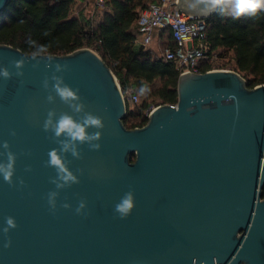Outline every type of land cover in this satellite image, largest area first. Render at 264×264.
<instances>
[{"label": "water", "instance_id": "water-1", "mask_svg": "<svg viewBox=\"0 0 264 264\" xmlns=\"http://www.w3.org/2000/svg\"><path fill=\"white\" fill-rule=\"evenodd\" d=\"M9 1L0 0V16ZM177 5L193 17L216 14ZM46 55L67 65L58 75L80 90L87 111L104 117L102 149L84 145L83 159L68 157L84 174L60 192L53 214L46 196L55 171L45 161L57 145L42 126L49 109H69L59 98L47 103L43 80L54 66L30 61L17 77L12 61L31 54L1 44L0 67L13 78H0V151L8 141L18 160L15 187L0 177V264H264V84L249 88L229 69L187 72L176 105H159L145 126L128 129L129 104L97 52ZM129 190L137 206L120 219L114 206ZM81 200L87 208L78 215ZM9 216L18 228L5 248Z\"/></svg>", "mask_w": 264, "mask_h": 264}, {"label": "trees", "instance_id": "trees-1", "mask_svg": "<svg viewBox=\"0 0 264 264\" xmlns=\"http://www.w3.org/2000/svg\"><path fill=\"white\" fill-rule=\"evenodd\" d=\"M159 0H106L98 10L94 0H10L0 16V45H10L31 54L29 40L48 46L46 54L67 55L90 48L111 68L124 95L137 94L147 85L148 101L128 108V129L148 122L153 106L176 105L180 72L137 40L138 20L143 10ZM92 7V10H91ZM90 8L87 14V9ZM207 55L213 62L202 71L229 69L238 72L249 88L264 84V11L240 19L208 18ZM163 49H175L170 29L160 30ZM168 31V37H164Z\"/></svg>", "mask_w": 264, "mask_h": 264}, {"label": "clouds", "instance_id": "clouds-1", "mask_svg": "<svg viewBox=\"0 0 264 264\" xmlns=\"http://www.w3.org/2000/svg\"><path fill=\"white\" fill-rule=\"evenodd\" d=\"M186 3L188 8L194 12L209 15L217 13L220 16L233 19L255 16L264 11V0H186ZM28 43L32 49L31 59L22 56L21 59L12 61V67L16 69L15 76L23 77V68L30 61L36 62L34 66L45 63V67L49 70L54 66L55 70L52 75L43 80V88L48 93L46 96L47 103L55 104L59 98L60 102L69 109L62 112H57L55 108L49 109L42 126L45 133H50L49 139L57 145L48 151V159L45 161V167L55 171V176L50 177V183L55 186V190L49 191L46 196L49 209L55 214L60 192L81 182L77 172L80 176L84 174L83 169H77L75 172L72 170V160L68 157L71 156L75 160L83 159L81 148L84 145H87L91 151H100L106 124L104 117L86 110L87 106L83 102L80 90L66 83L63 75H58L67 71V65L56 63V60L46 55L48 52L47 45L32 40H29ZM0 78L10 80L13 78V72L8 67H0ZM148 91L147 85L140 89L141 94ZM10 135L15 137L16 132L13 130ZM2 148L3 151H0V177L8 185L15 187L18 156L11 150V144L8 141L3 142ZM30 154V152L22 153V155ZM25 171L31 172L32 169L26 167ZM18 182L21 188L26 187L23 178H19ZM136 206L135 191L129 190L120 197L114 206V211L120 219H127L133 214ZM61 207L72 208L68 203L62 204ZM86 208L87 202L81 200L75 212L78 215H83ZM5 219L7 226L3 228V232L8 237L10 230L18 228V224L11 216ZM11 246L12 241L8 237L4 247L11 248Z\"/></svg>", "mask_w": 264, "mask_h": 264}, {"label": "built area", "instance_id": "built-area-1", "mask_svg": "<svg viewBox=\"0 0 264 264\" xmlns=\"http://www.w3.org/2000/svg\"><path fill=\"white\" fill-rule=\"evenodd\" d=\"M94 2L98 10H106V0H94ZM177 3L178 0H159L143 10L138 20L137 42L148 47L155 41L157 31L168 28L173 34L176 48L165 49L164 59L174 62L180 75L187 72L203 73L202 65L215 59L207 55L208 20L182 12ZM124 96L129 105L139 103L137 94ZM156 107L148 109L146 115L149 117Z\"/></svg>", "mask_w": 264, "mask_h": 264}, {"label": "rangeland", "instance_id": "rangeland-1", "mask_svg": "<svg viewBox=\"0 0 264 264\" xmlns=\"http://www.w3.org/2000/svg\"><path fill=\"white\" fill-rule=\"evenodd\" d=\"M88 11H86V13L88 14L90 11V8L87 9ZM92 10V7H91ZM147 48L152 49L153 51H155L157 53L158 56H163L164 53V49L163 47L160 45V43L158 41H154L151 45H149ZM143 101H148L149 103L154 104L152 99H148V93H144L141 94L139 96V102H143ZM133 105H129V107H132Z\"/></svg>", "mask_w": 264, "mask_h": 264}, {"label": "crops", "instance_id": "crops-1", "mask_svg": "<svg viewBox=\"0 0 264 264\" xmlns=\"http://www.w3.org/2000/svg\"><path fill=\"white\" fill-rule=\"evenodd\" d=\"M160 33H161V31H157L156 32V34H155V41H158V42L160 41ZM168 33H169L168 31H164V34H165L164 37L165 38L168 37V35H169Z\"/></svg>", "mask_w": 264, "mask_h": 264}]
</instances>
